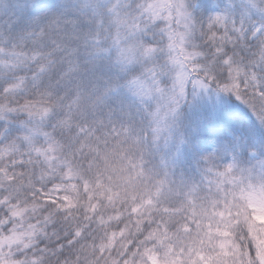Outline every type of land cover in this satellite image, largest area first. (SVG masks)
I'll list each match as a JSON object with an SVG mask.
<instances>
[{
	"label": "snow or ice",
	"instance_id": "6c2138e0",
	"mask_svg": "<svg viewBox=\"0 0 264 264\" xmlns=\"http://www.w3.org/2000/svg\"><path fill=\"white\" fill-rule=\"evenodd\" d=\"M0 264H264V0H0Z\"/></svg>",
	"mask_w": 264,
	"mask_h": 264
}]
</instances>
